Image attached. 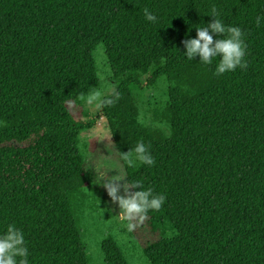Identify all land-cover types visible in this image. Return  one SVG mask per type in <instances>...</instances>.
I'll return each mask as SVG.
<instances>
[{
    "label": "trees",
    "instance_id": "obj_1",
    "mask_svg": "<svg viewBox=\"0 0 264 264\" xmlns=\"http://www.w3.org/2000/svg\"><path fill=\"white\" fill-rule=\"evenodd\" d=\"M213 6L247 45L246 67L219 76L181 43ZM99 44L120 94L101 108L113 143L142 140L154 157L127 175L166 196L146 215L161 235L148 262L264 264V0H0V229L23 231L28 264H90L75 210L92 182L79 134L94 122L72 106L99 86ZM158 78L167 98L146 123L135 91ZM101 247L129 264L114 237Z\"/></svg>",
    "mask_w": 264,
    "mask_h": 264
},
{
    "label": "clouds",
    "instance_id": "obj_2",
    "mask_svg": "<svg viewBox=\"0 0 264 264\" xmlns=\"http://www.w3.org/2000/svg\"><path fill=\"white\" fill-rule=\"evenodd\" d=\"M205 14L211 19L199 27L193 26L195 36H188L181 41L183 56L187 60L198 57V61L204 65H209L215 60L214 75L217 76L237 68H245L247 45L241 28L238 25H226L214 6ZM143 16L148 22L155 23L157 20V16L148 8L143 9ZM255 23L259 26L262 17L257 15ZM119 95L115 86L105 93L88 91L86 102L99 110L104 106L113 105ZM109 135L94 137L100 139ZM105 148L107 154L94 155L89 166L94 170V178L98 184H102L110 201L116 205L118 211L115 215L131 232L143 222L150 211L159 210L166 199L163 193L154 191L152 187H145L141 180L131 179L127 175V168L137 165L152 166L154 157L149 146L142 140H138L126 151H120L111 141L105 144ZM104 211L111 214L113 210L111 207H105ZM28 255L23 231L14 223H7L0 229V264H28Z\"/></svg>",
    "mask_w": 264,
    "mask_h": 264
},
{
    "label": "rangeland",
    "instance_id": "obj_3",
    "mask_svg": "<svg viewBox=\"0 0 264 264\" xmlns=\"http://www.w3.org/2000/svg\"><path fill=\"white\" fill-rule=\"evenodd\" d=\"M94 58L100 83L98 87L89 91L105 93L108 89L115 86V83L112 80V72L103 44L96 46ZM167 87L166 80L158 78L149 81L148 86L144 89L135 91L143 122L147 123L153 120V109L167 98ZM87 93L88 91L84 92L82 96L85 99L83 107L78 104L72 106L78 118L85 117L83 110L86 108L89 112V118L94 122L91 128H85L79 134V148L92 178L91 184L84 189L85 197L82 201H78L75 210L80 221L86 255L90 264H107L104 260L101 243L106 237L111 236L116 239L129 264H150L144 254V248L149 243L159 239L161 235L155 234L150 230L147 218L133 231L129 232L119 217L115 215L118 211L116 205L110 201L102 184H98V181L94 178L95 172L89 166L91 164L90 160L94 155L107 154L105 144L109 141L113 145L115 144L113 143L107 120L101 115V109H94L87 104ZM103 134L110 135L100 139L94 137ZM109 174L111 173L109 172ZM105 207H111L112 213L109 214L104 211ZM170 233L168 232L167 235H170Z\"/></svg>",
    "mask_w": 264,
    "mask_h": 264
}]
</instances>
